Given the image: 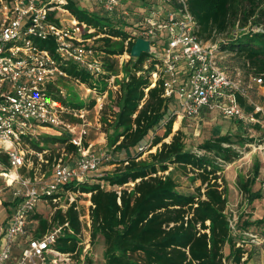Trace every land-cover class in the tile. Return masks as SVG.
Wrapping results in <instances>:
<instances>
[{"label":"trees","instance_id":"trees-1","mask_svg":"<svg viewBox=\"0 0 264 264\" xmlns=\"http://www.w3.org/2000/svg\"><path fill=\"white\" fill-rule=\"evenodd\" d=\"M135 1L141 2L142 8L130 5ZM153 4L162 5L167 13L179 8L175 0L166 4L160 0H124L122 7L109 15L99 5L100 10L95 11L83 8L78 0H71L68 5L80 22L98 29L90 37L105 35L95 39L96 45L93 47L102 54L106 74L101 79L119 77L124 73L123 78L117 80L119 89L115 93L113 106L106 108L107 113L104 112L111 117L109 123L105 122L108 151L112 154L110 163L117 167L102 180L113 188L107 189L106 184L88 181L71 183L68 187L91 194L92 245L98 236L103 237L105 264H247L250 261L249 252L238 246L240 238L244 240V236L241 233L236 238L227 214L228 186L222 176L225 165L233 164L242 157L234 147L236 142L230 135L218 136L200 146L204 154L187 150L184 133L178 131L173 135L177 116L170 109L174 97L165 96V79L160 78L153 86L152 74L157 70L159 61L148 64L152 54H143L140 58L131 57L120 70L118 61L114 60L124 53V43L128 39H137L132 31L128 32L124 27L136 26L137 23V33L140 34L146 25L145 10L151 9ZM188 5L199 27L198 38L204 42L228 34L238 24L246 27L254 21L256 26L263 28L262 31L252 30L222 42L220 51L235 53L242 58L255 76L262 77L264 86V0H188ZM130 15L137 17L136 22L130 24L127 21ZM165 16L161 14L158 18ZM101 21L105 24L101 25ZM134 44L130 42L129 54ZM41 47L53 54L56 52L52 40L43 41ZM65 69L72 79L94 85L92 75L78 65L71 63ZM107 83L104 85L108 86ZM57 98L72 111L83 110V106L69 105L60 96ZM239 102L248 113L254 111V105L242 96H239ZM69 120L72 123L80 122L72 115ZM239 124L244 126L241 122ZM253 126L261 129L259 125ZM162 127L165 128L164 134L154 135L151 142L150 150L156 147L155 153H150L148 159H142L145 154L143 150L132 153L143 147L151 135ZM171 136V141L166 142ZM239 138L237 144L241 146L252 142L246 136ZM58 142L65 143L70 153L78 154V147L69 143L67 135L45 141L47 144ZM32 146L38 153L47 151L37 141L33 140ZM87 147L88 144H85ZM123 154L125 158H118ZM44 158L47 162L53 160L48 154ZM0 163L7 167L10 165L6 154H0ZM42 168L46 172L44 165ZM172 168L181 170L185 175H194V181L200 182L196 193L181 191V185L170 173ZM259 176L260 164L257 163L253 176L239 185L250 203L263 198L261 190H252ZM9 203L14 201H4L7 208ZM48 212L38 210L32 216L33 235L41 237L53 225L69 223L75 234L67 232L59 239L57 246L61 251H75L79 243L76 236L82 231L76 204L65 212L57 210L51 218ZM235 239L239 240L236 242ZM227 247L229 254H226ZM85 264H93L92 255Z\"/></svg>","mask_w":264,"mask_h":264},{"label":"built area","instance_id":"built-area-1","mask_svg":"<svg viewBox=\"0 0 264 264\" xmlns=\"http://www.w3.org/2000/svg\"><path fill=\"white\" fill-rule=\"evenodd\" d=\"M70 1L0 0V154H6L10 162L1 172L6 186L0 189V200L8 189L14 201L13 206H8L6 218L0 221V264H85L91 255V211L87 216L82 214L75 195L81 192L71 193L68 186L86 182L88 175L99 171L111 157L91 154L85 148L86 111H72L61 103L57 87L68 78L65 68L71 63L88 71L96 80L104 78L101 53L90 43L105 35L90 37L98 29L78 20L68 8ZM93 1L109 15L117 12L124 2ZM160 1L163 4L171 2ZM175 1L178 9L169 11L162 19L158 18L161 12H153L152 16H146V25L140 34H133L137 39L151 42L152 57L148 64L160 59L154 54L155 48L161 40L165 43L163 48L157 47L163 50L164 58L152 74L153 86L164 78L165 96H180L182 110L174 112L178 119H198L204 111L217 112L243 124L259 125L264 130V106L251 103L255 109L248 113L239 102V96L249 101L252 87L244 86L240 72L235 77L230 76L228 69L221 65L222 53H217L216 46L206 45L198 38L199 27L189 11L188 0ZM137 39H128L120 56L131 58L129 44ZM48 40L55 44V54L41 47L42 42ZM115 78L111 76L105 80L114 83ZM254 80L257 86L263 85L262 77ZM111 85L109 83V87ZM93 86H88V91L97 96L95 99L102 107L103 97L108 92L100 90L97 83ZM71 115L80 122L72 123ZM45 130L67 135L69 143L78 147V160L74 165L62 159L55 161L49 178L46 172L22 177L21 169L28 161L24 146ZM45 154L47 151L38 153L42 161ZM41 204L48 207L50 218L57 210L65 212L76 204L82 231L76 236L79 243L75 251H61L57 246L67 232L75 234L69 223L53 225L41 237L33 235L31 218L41 210ZM231 227L234 231L232 222ZM87 232L88 237L85 236ZM245 234L254 242L260 239L256 234Z\"/></svg>","mask_w":264,"mask_h":264},{"label":"rangeland","instance_id":"rangeland-1","mask_svg":"<svg viewBox=\"0 0 264 264\" xmlns=\"http://www.w3.org/2000/svg\"><path fill=\"white\" fill-rule=\"evenodd\" d=\"M130 2V1H129ZM78 3L83 8L88 10H100L99 6L93 0H78ZM130 4V3H129ZM128 4V5H129ZM130 5L139 6L142 8L141 2H134ZM154 6H150L151 9L145 10L147 12V16H152L153 12H161L164 15L167 14V11L162 8L160 4H153ZM155 9V10H154ZM158 16V14H157ZM137 17L130 15L127 18V21L132 24L136 22ZM105 24L104 21H101V25ZM136 26H129L126 25L124 27L125 30L131 32L133 34H138L139 31ZM262 31V27H258L254 24V21H251L248 26L242 27L238 24L235 29H231L228 34L216 36L214 39L208 42H204L206 45L209 46H216L217 53L220 51V46L222 42L226 40L237 38L242 35L248 34L250 31ZM162 34V33H161ZM160 34V35H161ZM159 35V36H160ZM95 40L93 39L90 44L96 45ZM118 43V41H114ZM165 45L164 41L161 40V44L157 47L163 48ZM156 47V48H157ZM155 48V56L156 58L163 59V50ZM154 50V48H153ZM221 52V51H220ZM221 65L228 69L229 75L235 77L237 72H240L243 77V83L245 87L251 86L252 88L249 90V103H253L256 105L264 106V86L263 85H256L254 78L255 74L253 71L245 64L242 58H240L235 53H231L228 51L221 52ZM153 54V55H154ZM102 54H99V58ZM129 57L125 56V59L122 56L115 57L114 60L118 61V67L121 70L124 62L129 60ZM160 59L159 62H160ZM99 60V59H98ZM122 60H124L122 62ZM123 71V70H122ZM123 74H120L119 77H116L114 83L110 82L112 85L109 87L104 85L106 83L105 79L96 80L93 78V83H97L99 85V89L102 91H107V97H103L102 100V107L99 105L98 101L95 99L97 96L88 91V86L79 80L72 79L68 76L61 82L58 83L57 87V95L60 96L63 100L67 101L69 105H80L83 106V110L86 111V122H87V130L88 135L84 140L85 144H88V149L90 150L91 154L94 155H101L107 154L111 156L112 154L108 151V137L105 122L110 121L111 117L109 114H104L106 112V108L113 106V100L115 93L119 89L117 85V80L123 78ZM154 79V77H153ZM152 79V80H153ZM107 86V87H106ZM62 92V93H61ZM171 110L174 111H181L182 110V100L179 95H175L174 99L171 101ZM109 111V110H108ZM172 112V111H171ZM107 113V112H106ZM109 113V112H108ZM173 114V112H172ZM109 115V116H108ZM170 118V117H169ZM173 118V117H172ZM175 123L173 126V135L178 131H182L184 133L186 149L190 150L195 153L204 154V152L200 151V146H202L205 142L210 139H213L218 136H225L230 135L232 136L233 140L236 142L235 149L242 154V157L237 160L235 163L230 165L224 166V171L222 176L227 181L228 186V211L227 214L231 220V222L235 226V236L238 238L239 235L244 236V240L241 237L239 239H235L236 242L239 240L241 243L238 246L248 250L250 257V261L247 264H264V130L256 129L253 125L244 124V126H240V122L235 119H229L223 116L220 113L213 112V113H204L198 119H175ZM179 123V126L176 128V124ZM165 128L162 127L157 132L153 133L149 138V141L144 144L143 147L135 149L133 154L137 152H141L142 150L145 152L142 159H148L150 153H155L157 148H153L150 150L151 142L153 140L154 135L160 134L161 136L164 134ZM65 136V135H63ZM63 136L58 135L57 133L51 130H45L40 135H37L32 139L31 143L26 142L25 149L28 151L26 166L21 169L22 177L33 176L32 173H43L42 165H44V171L47 173V177L49 178L52 175V165L55 161L62 159L63 162L67 164L74 165L78 160L79 155L75 153H70L67 149V145L63 142H58L57 144L52 143H45L47 138H55ZM240 136H246L249 140H252L251 143H247L244 146L237 144V141L240 139ZM171 138L166 139V142H170ZM37 141L40 143V146L47 150V154L53 160L47 162V159L43 157V161L41 157L38 155V151L32 146V142ZM46 155V154H45ZM126 155L123 154L118 158H125ZM38 159V160H37ZM44 163V164H43ZM260 164V176L257 179L255 185L252 186V190L262 191L263 198L260 200L255 201L254 203H250L246 196L242 194L240 189V183H245L249 177L253 176V171L255 164ZM7 167L0 163V189L5 188L6 182H4L3 177L1 176V172L3 169ZM116 164H111L110 161L104 163L101 166V169L97 172L90 173L87 177L88 182H100L101 184H106L105 181L102 179L105 178L109 173L116 169ZM173 177L176 179L179 185H181V191L185 193H196L197 187L200 186L199 181H194V175L190 173L189 175H185L184 172L181 170H176L172 168L170 170ZM19 185H16L18 187ZM107 189H112L108 184H106ZM68 190L72 192H77L71 190L68 187ZM76 199L78 200L81 206L82 214L86 216L91 211V201H90V194H82L76 193ZM13 198L11 197V193L9 190L4 191V196L1 197L0 200V221L6 218L8 208L4 205L5 202L12 201ZM2 202V203H1ZM10 204V203H9ZM13 206V204L9 205V208ZM48 208L46 205H40L41 210L47 211ZM249 230V231H248ZM87 231V228H85ZM251 231V232H250ZM258 234L260 242L257 240L254 242L249 235L245 233L251 234ZM242 233V234H241ZM246 236H245V235ZM85 236H89V232L85 233ZM243 240V241H242ZM20 250H17V254L20 255ZM105 245L104 239L101 236H98L94 244L92 245L91 255L93 264H105V257H104ZM226 254H229V248H226ZM228 256V255H227Z\"/></svg>","mask_w":264,"mask_h":264},{"label":"water","instance_id":"water-1","mask_svg":"<svg viewBox=\"0 0 264 264\" xmlns=\"http://www.w3.org/2000/svg\"><path fill=\"white\" fill-rule=\"evenodd\" d=\"M151 52V42L144 38H139L135 42L131 50V57L140 58L143 54Z\"/></svg>","mask_w":264,"mask_h":264},{"label":"bare ground","instance_id":"bare-ground-1","mask_svg":"<svg viewBox=\"0 0 264 264\" xmlns=\"http://www.w3.org/2000/svg\"><path fill=\"white\" fill-rule=\"evenodd\" d=\"M179 126V123L176 124V128Z\"/></svg>","mask_w":264,"mask_h":264},{"label":"crops","instance_id":"crops-1","mask_svg":"<svg viewBox=\"0 0 264 264\" xmlns=\"http://www.w3.org/2000/svg\"><path fill=\"white\" fill-rule=\"evenodd\" d=\"M251 232V231H250ZM252 233H254V232H252ZM256 234V233H255ZM257 235V234H256ZM259 237V236H258ZM261 242H263V240L261 241Z\"/></svg>","mask_w":264,"mask_h":264}]
</instances>
